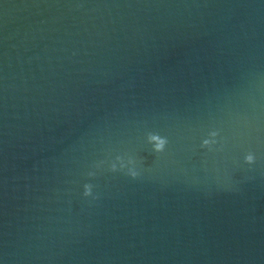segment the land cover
<instances>
[{
    "label": "water",
    "instance_id": "1",
    "mask_svg": "<svg viewBox=\"0 0 264 264\" xmlns=\"http://www.w3.org/2000/svg\"><path fill=\"white\" fill-rule=\"evenodd\" d=\"M0 264H264V0H0Z\"/></svg>",
    "mask_w": 264,
    "mask_h": 264
},
{
    "label": "clouds",
    "instance_id": "2",
    "mask_svg": "<svg viewBox=\"0 0 264 264\" xmlns=\"http://www.w3.org/2000/svg\"><path fill=\"white\" fill-rule=\"evenodd\" d=\"M216 135H217V133L214 131L209 133L210 138L203 140L202 147H209L210 148L211 145L215 143V140L213 138ZM147 140H148V143L152 145V150L156 153L163 152L165 150L167 143H168L167 138L160 136L158 133H149L147 136ZM244 160H245V163L251 165L255 162V156L252 153H248L244 157ZM117 161L119 162L121 169L126 167L125 161L121 157H117ZM127 166H130V167H128V174L133 178L137 177L138 172L135 170L134 161L132 159H129L127 161ZM97 167H99V165H97ZM110 170L111 171H117V164L112 163L110 165ZM89 175L92 176V175H94V173L90 172ZM92 187L93 186L91 184H85L83 194L85 196H91L92 195Z\"/></svg>",
    "mask_w": 264,
    "mask_h": 264
}]
</instances>
